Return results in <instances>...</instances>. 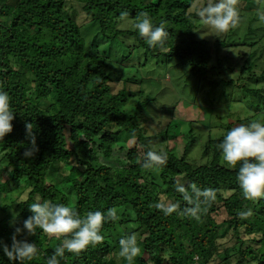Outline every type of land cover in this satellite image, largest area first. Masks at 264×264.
Segmentation results:
<instances>
[{
    "label": "trees",
    "instance_id": "trees-1",
    "mask_svg": "<svg viewBox=\"0 0 264 264\" xmlns=\"http://www.w3.org/2000/svg\"><path fill=\"white\" fill-rule=\"evenodd\" d=\"M239 2L264 10V0ZM196 3L0 0V89L9 94L15 117L12 132L0 139V199H8L18 187L27 190L26 198L15 203V226L10 225L7 213L13 201L0 205V242L11 245L15 227H22L32 214L29 205L49 200L68 205L81 216L90 210L106 214L111 209L119 216L117 221L103 224L101 243L79 254L65 252L60 264H129L118 257L119 239L136 232L140 254L131 264H230L233 259L235 264H264V198L245 199L236 179L239 164L229 169L221 162L219 144L234 124L216 123L214 127H220L222 134L206 142L207 161L194 164L187 158L194 141L192 128L180 155L167 145L155 147L168 139V124L162 137L146 133L141 122L155 106V95L140 89L133 109L123 107L133 95L126 84L141 85L140 77L124 76V85L112 90L120 72L114 73L109 47L113 50L118 45L122 59L144 57L135 65L139 76L148 58L156 66L172 62L188 70L197 82L194 101L209 85L208 92L215 95L217 88L223 105L228 106L234 101L236 84L243 81L239 100L254 111V119L264 117V64L258 63L264 51V22L254 12L246 17L242 35L231 29L210 43L197 37L201 23L194 14ZM76 9L85 24L97 25L89 44L76 21ZM121 12L130 14L126 20L131 27H118ZM141 12H147L155 26L164 24L168 35L162 45L149 46L132 28ZM244 21L242 13L240 22ZM256 44L261 49L254 57L256 51L248 49ZM239 47H246L247 52L241 54L238 76L225 80L222 75L230 73L236 61L229 52ZM44 103H48L45 110L41 108ZM175 105L172 110L167 108L170 113ZM215 117L221 119L219 114ZM251 122L255 121L249 117L239 123ZM26 123L33 124L36 144L30 158L24 156L31 148ZM121 136L134 138L133 145L117 147ZM116 148L124 156L117 166L100 160L101 155L109 158ZM148 150L164 152L166 162L145 167ZM180 176L183 183L177 180ZM60 179L64 187L59 186ZM178 187L184 191H177ZM194 189H214L215 197H198ZM193 207L199 210L197 217L189 211ZM165 208L173 211L166 215ZM248 210L250 216L239 215ZM17 238L27 239L39 250L24 264H46L63 241V237H50L40 229ZM0 264L19 262H10L0 250Z\"/></svg>",
    "mask_w": 264,
    "mask_h": 264
},
{
    "label": "clouds",
    "instance_id": "clouds-1",
    "mask_svg": "<svg viewBox=\"0 0 264 264\" xmlns=\"http://www.w3.org/2000/svg\"><path fill=\"white\" fill-rule=\"evenodd\" d=\"M195 17L204 26L209 35L220 37L231 29H235L240 22L238 0H197ZM128 12H121V21L129 17ZM258 19L264 22V10L258 12ZM132 28L139 36L146 39L149 46L162 45L168 35L164 24L155 26L147 12H141L132 24ZM14 112L10 107L9 94L0 89V139H3L13 130L12 121ZM26 132L30 137L31 148L24 152V156L30 158L36 150L33 124H25ZM222 159L229 169L237 168V182L247 200L264 198V121H256L248 124H239L232 127L224 135L219 144ZM166 154L162 151L148 150L144 166L153 167L166 162ZM177 191L183 192V187ZM197 196L204 199L215 197L214 189L197 190ZM32 213L23 221L22 227H15L11 237V245L0 242V250L10 262L15 261L24 264L38 254L37 245L27 239H18L23 233L33 235L37 229L42 230L48 236L61 238L62 244L57 246L47 257L46 264H60L65 252L79 254L90 245L101 243L104 236L101 228L109 220L115 222L119 219L116 209L108 210L105 214L100 210L88 211L81 216L76 210L62 203H53L49 200L34 201L28 207ZM173 208H165V214H170ZM192 216L197 217L198 209H189ZM252 214L251 210L241 212L244 218ZM18 213H13L10 225L15 226ZM140 254L137 236L135 234H123L119 239L118 257L128 261L129 264Z\"/></svg>",
    "mask_w": 264,
    "mask_h": 264
},
{
    "label": "rangeland",
    "instance_id": "rangeland-1",
    "mask_svg": "<svg viewBox=\"0 0 264 264\" xmlns=\"http://www.w3.org/2000/svg\"><path fill=\"white\" fill-rule=\"evenodd\" d=\"M238 9L240 14L243 13V20L245 19V21L239 22L235 29L239 35H242L246 27V17L254 12L261 11V7L259 8L254 5L249 6L247 3L239 2ZM77 12L78 16L76 17V21L81 26L86 40L88 41L87 44H89L91 39L96 34L95 29H97V25L90 22H86L85 24L80 11L77 10ZM118 27L121 29H127L131 27V23L125 20L120 22ZM203 27L204 26L202 24L199 25L197 37H205L210 43L213 42L217 37L209 35L206 30H203ZM223 35L224 34L220 37ZM262 44H264V42ZM120 48L121 47H118V45H116L113 50L109 47V52L112 51L111 58L113 59V62H111V66L114 73L119 74L120 72L119 80L116 82L115 79V82L113 81L111 84L112 90L113 92H116L124 85L122 81L123 79H121L124 76L136 75L138 78L140 77L142 79L141 85L126 84L128 91L133 93V95L123 107L127 110L133 109L138 98L137 95H139L137 92L140 89L144 94L150 93L156 96L155 103H153L155 106L150 108L148 112L145 113L144 120L141 122V124L147 129L146 133L149 136L157 135L161 137L163 136V133H161L162 129L168 124V139L165 142L158 143L155 146L156 148L162 149L164 145H167L176 153V155H180L183 152V148L187 141L188 131L192 128L194 141L189 147L187 158L194 164H201L206 162L208 159V155L205 156L203 152L208 139L216 138L222 134V129L220 127H214L216 123L229 122L233 123L234 126H237L240 124L239 122L241 120H246L249 117H252V120L255 122L262 121L264 119L262 115H258V118L254 119V111L250 109L244 101L239 100V98H241L240 85L243 81L236 84L233 91L234 101L228 106L223 105L222 96H220L217 88L215 95L208 92L210 90L209 85H206L203 91H200L194 101L193 99L197 91V82L188 70L176 66V64H173L172 62L159 63L158 66H156L154 65V59L148 58L146 61L148 64L147 66H143V71H141L139 76V72L135 71V65H137L138 61H143L144 57L139 54L137 56L134 55L132 58L122 59ZM260 49V46L256 44L252 49L249 48L248 50L256 51L254 57H257L260 54ZM231 51L232 52L229 53L231 56L233 55L236 61L232 64V71L222 75L225 80L231 77L237 78L239 66L243 63L241 54L247 52V48L239 47ZM258 63L259 65L264 64V51L261 52ZM176 102L177 105H175ZM47 104L48 103H44L41 108L45 110ZM174 105L175 109L172 113H170L167 108L172 110ZM216 114H219L221 119L218 120L217 117H215ZM189 121H192V124H188ZM207 123L211 126H207ZM134 141V138L121 136L117 141V147H131ZM1 155L2 154L0 152V157ZM123 157V153L116 148L111 152L109 158L105 159L101 155L100 160L111 166H117L120 161H122ZM221 162L224 163L223 159ZM65 169L68 170V167H65ZM1 180H3V178ZM177 180L181 183L184 182V179L181 176L178 177ZM59 186H63L61 179ZM26 195L27 190H23V188L18 187L13 190L8 199H0V205L13 201V205L7 210L10 221L13 213H18V210L15 208V203H17V201L24 200ZM221 218V216L218 217V219ZM137 234L138 233L136 232L135 235ZM236 247H234L232 251H234ZM230 264H235V260H231Z\"/></svg>",
    "mask_w": 264,
    "mask_h": 264
}]
</instances>
